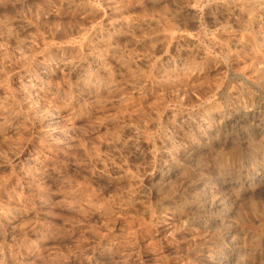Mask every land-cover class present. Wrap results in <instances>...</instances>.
I'll return each mask as SVG.
<instances>
[{
	"label": "rangeland",
	"instance_id": "374dc122",
	"mask_svg": "<svg viewBox=\"0 0 264 264\" xmlns=\"http://www.w3.org/2000/svg\"><path fill=\"white\" fill-rule=\"evenodd\" d=\"M0 264H264V0H0Z\"/></svg>",
	"mask_w": 264,
	"mask_h": 264
},
{
	"label": "bare ground",
	"instance_id": "6f19581e",
	"mask_svg": "<svg viewBox=\"0 0 264 264\" xmlns=\"http://www.w3.org/2000/svg\"><path fill=\"white\" fill-rule=\"evenodd\" d=\"M50 69V68H49ZM30 87H33V86H30ZM47 88V87H46ZM39 89V88H38ZM43 89H45V88H42V87H40V89L39 90H43ZM62 90V89H61ZM64 91V90H63ZM36 94V93H35ZM50 94V93H49ZM48 95V94H47ZM52 97V96H51ZM38 98V97H37ZM59 106V105H58ZM12 109V108H11ZM31 109V108H30ZM211 111V110H210ZM52 139V138H51Z\"/></svg>",
	"mask_w": 264,
	"mask_h": 264
}]
</instances>
